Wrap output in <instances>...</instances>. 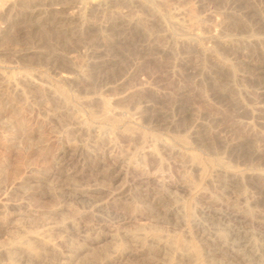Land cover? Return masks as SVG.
Returning a JSON list of instances; mask_svg holds the SVG:
<instances>
[{"label": "rangeland", "instance_id": "rangeland-1", "mask_svg": "<svg viewBox=\"0 0 264 264\" xmlns=\"http://www.w3.org/2000/svg\"><path fill=\"white\" fill-rule=\"evenodd\" d=\"M0 264H264V0H0Z\"/></svg>", "mask_w": 264, "mask_h": 264}, {"label": "water", "instance_id": "water-1", "mask_svg": "<svg viewBox=\"0 0 264 264\" xmlns=\"http://www.w3.org/2000/svg\"><path fill=\"white\" fill-rule=\"evenodd\" d=\"M25 129H26V124H25V122L24 121H22V122H20V123H18V126H17V130L18 131H20L21 133H24L25 132ZM36 138V141H40L41 140V136H37V137H35ZM22 141L23 140H21V146L23 145L22 144ZM35 141V140H34ZM21 146H19L18 148V150L20 151V152H22V151H25V149H23ZM13 150H14V148H13ZM51 157V152L50 151H48L47 152V154L44 156V159H48V158H50Z\"/></svg>", "mask_w": 264, "mask_h": 264}]
</instances>
